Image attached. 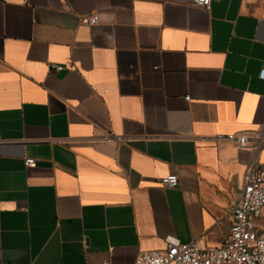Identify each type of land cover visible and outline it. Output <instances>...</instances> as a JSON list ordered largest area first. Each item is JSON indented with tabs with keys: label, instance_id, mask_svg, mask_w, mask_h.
Segmentation results:
<instances>
[{
	"label": "crops",
	"instance_id": "crops-1",
	"mask_svg": "<svg viewBox=\"0 0 264 264\" xmlns=\"http://www.w3.org/2000/svg\"><path fill=\"white\" fill-rule=\"evenodd\" d=\"M263 71L264 0H0V264L221 246Z\"/></svg>",
	"mask_w": 264,
	"mask_h": 264
},
{
	"label": "built area",
	"instance_id": "built-area-1",
	"mask_svg": "<svg viewBox=\"0 0 264 264\" xmlns=\"http://www.w3.org/2000/svg\"><path fill=\"white\" fill-rule=\"evenodd\" d=\"M192 6L209 10L212 0H189ZM89 26L99 22V15L92 13L83 18ZM63 69V66H53ZM264 76V71L261 74ZM238 146H249L254 151L264 150V130L234 133L227 137ZM122 141L124 138L118 136ZM26 165L35 164L33 158H26ZM161 184L175 187L179 184L176 174L161 178ZM264 209V167L258 162L251 163L246 172L245 184L232 205L231 230L219 247H201L197 240L182 242L177 238L168 239L165 250L142 252L134 264H264V229L257 220ZM103 264H109L104 261Z\"/></svg>",
	"mask_w": 264,
	"mask_h": 264
}]
</instances>
